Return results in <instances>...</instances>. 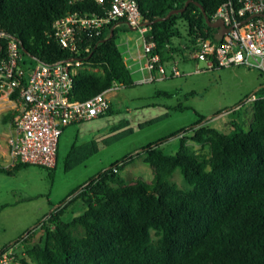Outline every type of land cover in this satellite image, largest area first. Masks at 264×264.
Here are the masks:
<instances>
[{"label": "trees", "instance_id": "obj_1", "mask_svg": "<svg viewBox=\"0 0 264 264\" xmlns=\"http://www.w3.org/2000/svg\"><path fill=\"white\" fill-rule=\"evenodd\" d=\"M135 1L151 26L146 36L167 66L176 57L189 60L199 39L213 37L216 29L205 22L201 8L211 18L224 0ZM186 1L182 11L158 19ZM102 11L93 0H0V53L13 37L26 66L67 58L71 54L54 36L52 22L68 12ZM116 22L91 37L86 64L73 76V98H88L115 83L136 84L118 48ZM252 108L247 129L236 121L222 129L199 124L205 117L198 115L196 124L124 155L53 208L39 223L43 234L38 241L33 240V229L18 238L14 257L19 264H264V97L252 100ZM110 112L111 104L102 115ZM13 119L11 110L2 116L5 124ZM128 125L122 120L112 126L111 131L123 128L114 139L130 133ZM171 136H178L174 153L160 146ZM98 148L93 138L73 141L65 170ZM137 157L153 167L151 181H120V170ZM27 164L17 162L10 168L0 164V171L12 175ZM176 169L188 187L169 180ZM76 200L82 202V211L64 220ZM77 227L82 232L75 233Z\"/></svg>", "mask_w": 264, "mask_h": 264}, {"label": "rangeland", "instance_id": "obj_2", "mask_svg": "<svg viewBox=\"0 0 264 264\" xmlns=\"http://www.w3.org/2000/svg\"><path fill=\"white\" fill-rule=\"evenodd\" d=\"M117 29L120 30L118 48L123 54L126 40L133 52L142 49L138 30L130 29L124 22L118 23ZM24 58L29 61L27 56ZM174 63L181 75L111 89L107 96L112 112L64 127L59 136L53 167L27 164L12 175L0 171V250L10 243L15 250L19 248L20 243L15 241L30 229L34 232L33 240L38 241L43 234L39 223L73 190L124 155L196 124L198 115L205 117L203 122L216 128H229L231 121H236L243 129L248 128L253 120L250 98L264 95V75L244 65L207 68L204 62H199L200 70L195 71L193 62L179 57L166 66L167 70ZM136 68L137 64L132 62L129 71L133 81L140 76ZM7 111H10L7 106L0 111L1 164L6 163L9 157L6 139L10 129L2 121ZM155 117L160 118L151 124L139 126ZM122 120L128 121L132 131L114 139V134L123 128L117 131H111L110 128ZM107 137L112 140L107 144L100 142ZM91 138L98 141V150L65 170V159L72 142L81 143ZM160 146L168 152H176L178 136L165 139ZM119 174L120 181L124 183L135 179L150 182L153 167L145 163L142 157H137L126 164ZM169 180L181 188L188 187L178 169ZM82 209V202L76 200L66 209L63 219L68 220ZM74 232H82L81 227H77ZM14 253L2 264H19Z\"/></svg>", "mask_w": 264, "mask_h": 264}, {"label": "built area", "instance_id": "obj_3", "mask_svg": "<svg viewBox=\"0 0 264 264\" xmlns=\"http://www.w3.org/2000/svg\"><path fill=\"white\" fill-rule=\"evenodd\" d=\"M93 1L102 6V12H68L52 22L54 36L71 54L67 58L51 63L37 60L26 66L21 63L23 55L17 40L9 37L6 41L0 53V111L7 106L14 119L6 139L9 157L5 168L17 162L53 167L63 128L98 117L109 108L107 93L119 84L85 99L73 98L71 89L74 74L86 64L84 56L91 49V37L110 23L124 22L141 35V50L133 52L126 40L122 53L128 69L132 62L137 64L140 76L134 83L181 75L175 63L167 70L161 62L155 42L146 36L150 23L143 19L135 0ZM210 19L222 21L228 30L220 39L198 40L189 56L195 71L200 70L199 62H204L207 68L244 65L264 75V0H224ZM14 250L13 246L1 249L0 264L6 263Z\"/></svg>", "mask_w": 264, "mask_h": 264}, {"label": "water", "instance_id": "obj_4", "mask_svg": "<svg viewBox=\"0 0 264 264\" xmlns=\"http://www.w3.org/2000/svg\"><path fill=\"white\" fill-rule=\"evenodd\" d=\"M188 2H189V1H186L185 5H184L183 7H181V8L170 10V11L167 13L166 16H164V17H160V18H158V19H163V18H165V17H168V16H169L170 14H172V13L182 11V10L184 9V7L187 5ZM201 11H202V13H203V15H204L205 22H206L209 26H211V27H213V28L216 29L215 32H214L213 37H214L215 39H220V38L222 37L224 31L228 30V27H226V26L222 23V21H220V20H211L207 15L204 14L202 8H201ZM251 16H252V15L248 16L247 18H249V17H251ZM247 18H246V19H247ZM246 19H244V20H246ZM244 20H242V21H244ZM242 21H241V22H242ZM129 28H130V29H134V27H131V26H129ZM202 123H203V121L200 122L199 124H202Z\"/></svg>", "mask_w": 264, "mask_h": 264}, {"label": "crops", "instance_id": "obj_5", "mask_svg": "<svg viewBox=\"0 0 264 264\" xmlns=\"http://www.w3.org/2000/svg\"><path fill=\"white\" fill-rule=\"evenodd\" d=\"M8 125H9V124H8ZM6 143H7V141H6ZM7 147H8V146H7ZM6 162H7V161H6ZM0 164H1V162H0ZM5 164H6V163H4V164H1V165L3 166V165H5ZM3 167H4V166H3ZM4 168H5V167H4Z\"/></svg>", "mask_w": 264, "mask_h": 264}]
</instances>
